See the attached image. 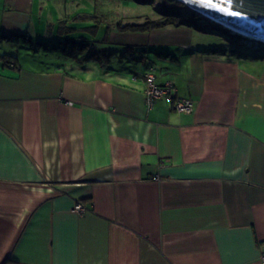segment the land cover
Returning a JSON list of instances; mask_svg holds the SVG:
<instances>
[{
  "label": "crops",
  "instance_id": "1",
  "mask_svg": "<svg viewBox=\"0 0 264 264\" xmlns=\"http://www.w3.org/2000/svg\"><path fill=\"white\" fill-rule=\"evenodd\" d=\"M48 1L0 0V55H17L0 64V264H264V64L235 60L264 57L166 27L111 33L144 49L137 72L60 65L17 39ZM147 73L192 113L148 106Z\"/></svg>",
  "mask_w": 264,
  "mask_h": 264
},
{
  "label": "rangeland",
  "instance_id": "2",
  "mask_svg": "<svg viewBox=\"0 0 264 264\" xmlns=\"http://www.w3.org/2000/svg\"><path fill=\"white\" fill-rule=\"evenodd\" d=\"M173 1L178 2L176 0ZM168 3L169 0H149L147 3H142L137 0H51V3L48 1L42 20L39 22L44 29L38 30L40 36L33 37L34 44L36 43L37 45L40 39L43 40L42 42L44 44L41 46V50L37 48L38 52L36 54L42 59H51L57 64V61H59L60 65L68 62V60H71L72 63L76 62L83 65L89 61L83 62L82 59H68L60 51L53 49L55 44H58L60 40H64L66 37L75 39L81 38L84 41H89L97 49H108L112 53L111 60L101 65L104 68L124 72L129 70L137 72L138 64L136 65V63L130 59L131 55L129 53H124L125 48L109 42L111 33L116 32L120 25L141 24L145 23L147 20H154L162 17L161 14H164L163 9L170 10L171 8ZM187 10L191 9L188 7V9H184L183 11L186 15L190 16V11ZM48 23L54 24L53 26L51 25L52 35L51 38L44 39L43 36ZM216 24L217 23L212 21L199 22L198 25L203 28H209L214 32L208 31L205 35L196 34L195 36L209 38L211 40L209 41L211 42L210 44H214L215 47H224L227 45L235 46L237 51L239 50L245 55L252 54L260 56L264 53V43L253 41L251 38L241 35L242 38L239 39L240 37L237 36L238 34L230 30L232 34L229 33L228 35L216 32L215 30H220L217 26L219 24ZM181 27L200 29L185 25ZM106 36L108 38L110 37L109 40L105 38ZM23 57H25V54ZM235 60L239 62L247 60L252 63L264 64V60L262 59L253 60L245 57H236ZM130 76L133 77V75Z\"/></svg>",
  "mask_w": 264,
  "mask_h": 264
},
{
  "label": "trees",
  "instance_id": "3",
  "mask_svg": "<svg viewBox=\"0 0 264 264\" xmlns=\"http://www.w3.org/2000/svg\"><path fill=\"white\" fill-rule=\"evenodd\" d=\"M137 1L142 3L149 2V0H137ZM168 5L171 7L170 10L163 9L164 14H161L162 17L154 20L153 19L147 20L145 23H141V24L120 25L118 30L121 32H149L152 30L166 28L168 26L181 27L185 25V26L195 27L198 29L200 28L201 30L207 32L208 31L214 32L209 28H203L200 25H198L199 22L209 21V20L199 16L197 13H195L192 10H187L190 11V16L186 15V13L183 11L184 9H188L186 5L182 3L174 2L173 0H169ZM217 26L220 28V30L219 29H218L219 31L215 30L216 32H220L225 35H228L229 33L232 34L228 29L223 28L219 25ZM237 36L240 37L239 39L242 38L240 35ZM20 38H22L21 40H19L20 46L34 52L35 54L38 52V50H41L40 49L41 46L44 45L42 39H40L36 45V43L34 44V40L32 37L21 35V37H18L17 39ZM105 38H107V36ZM0 39L11 40L16 38L8 37L6 35L0 34ZM229 48L231 49V50L229 49L231 52L236 50L235 46H230ZM53 49L60 51L68 59H77V60L82 59L83 62L94 61L101 65L109 62L111 60V55H112V53L108 49H97L89 41H84L81 38L75 39V38L66 37L64 40H60L58 44H55ZM215 49H220V47H216ZM143 52L144 49L140 47H126L124 51V53L127 54L129 53L131 55L130 59L133 60L134 62L141 60V58L139 56L137 57V55L138 54L140 55ZM35 54L33 55L36 56ZM16 56H17L16 54H12V53H6L0 55V64L4 66H15L16 63L15 60L17 59ZM252 56H256V55H252ZM257 57H264V53Z\"/></svg>",
  "mask_w": 264,
  "mask_h": 264
},
{
  "label": "water",
  "instance_id": "4",
  "mask_svg": "<svg viewBox=\"0 0 264 264\" xmlns=\"http://www.w3.org/2000/svg\"><path fill=\"white\" fill-rule=\"evenodd\" d=\"M199 16L230 31L229 25L254 38L264 39V0H176ZM238 35H245L235 32ZM252 39V38H251ZM264 43L262 41H258Z\"/></svg>",
  "mask_w": 264,
  "mask_h": 264
},
{
  "label": "built area",
  "instance_id": "5",
  "mask_svg": "<svg viewBox=\"0 0 264 264\" xmlns=\"http://www.w3.org/2000/svg\"><path fill=\"white\" fill-rule=\"evenodd\" d=\"M145 83V97L148 106H152L159 100H166L171 101L178 112L185 114L192 113V100L188 98H176V89L173 84L159 85L153 73L145 74ZM74 211L76 213H85L86 208L81 202H78L74 207Z\"/></svg>",
  "mask_w": 264,
  "mask_h": 264
},
{
  "label": "bare ground",
  "instance_id": "6",
  "mask_svg": "<svg viewBox=\"0 0 264 264\" xmlns=\"http://www.w3.org/2000/svg\"><path fill=\"white\" fill-rule=\"evenodd\" d=\"M226 27H229L231 30H234L235 32H239V33L245 35L246 37L252 38L253 41H262V42H264V39L261 40V39H259V38L251 37V36H249V35H246L245 33H242V32H240V31H238L237 29H234L233 27H231V26H229V25H226Z\"/></svg>",
  "mask_w": 264,
  "mask_h": 264
}]
</instances>
